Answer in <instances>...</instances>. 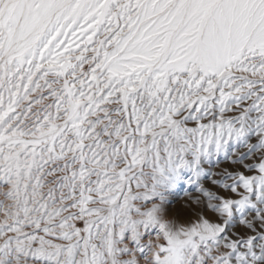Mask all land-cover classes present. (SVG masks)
I'll list each match as a JSON object with an SVG mask.
<instances>
[{
  "label": "snow or ice",
  "instance_id": "1",
  "mask_svg": "<svg viewBox=\"0 0 264 264\" xmlns=\"http://www.w3.org/2000/svg\"><path fill=\"white\" fill-rule=\"evenodd\" d=\"M0 264H264V0H0Z\"/></svg>",
  "mask_w": 264,
  "mask_h": 264
},
{
  "label": "rangeland",
  "instance_id": "2",
  "mask_svg": "<svg viewBox=\"0 0 264 264\" xmlns=\"http://www.w3.org/2000/svg\"><path fill=\"white\" fill-rule=\"evenodd\" d=\"M221 166H224L223 164ZM188 194L183 188H178L173 195L168 198V218L177 220L182 224H189L195 220V216H190L187 204Z\"/></svg>",
  "mask_w": 264,
  "mask_h": 264
}]
</instances>
